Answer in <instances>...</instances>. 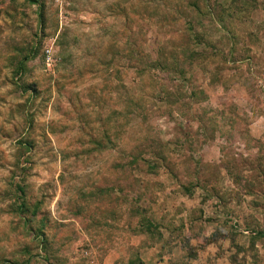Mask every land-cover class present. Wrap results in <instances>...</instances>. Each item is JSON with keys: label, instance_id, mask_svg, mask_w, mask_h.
Returning a JSON list of instances; mask_svg holds the SVG:
<instances>
[{"label": "rangeland", "instance_id": "obj_1", "mask_svg": "<svg viewBox=\"0 0 264 264\" xmlns=\"http://www.w3.org/2000/svg\"><path fill=\"white\" fill-rule=\"evenodd\" d=\"M158 244L264 264V0H0V264Z\"/></svg>", "mask_w": 264, "mask_h": 264}, {"label": "crops", "instance_id": "obj_2", "mask_svg": "<svg viewBox=\"0 0 264 264\" xmlns=\"http://www.w3.org/2000/svg\"><path fill=\"white\" fill-rule=\"evenodd\" d=\"M212 246L214 245H211V247L208 248V256L215 255L213 249L216 250L217 247L213 248ZM171 250L172 252H170L163 244L143 249L140 257L142 264H173V262L176 263L178 255H182L185 252L182 247L176 245H174ZM199 256L202 257V254ZM219 260L221 259H217V261ZM221 264H224V262ZM225 264L230 263L225 262Z\"/></svg>", "mask_w": 264, "mask_h": 264}, {"label": "trees", "instance_id": "obj_3", "mask_svg": "<svg viewBox=\"0 0 264 264\" xmlns=\"http://www.w3.org/2000/svg\"><path fill=\"white\" fill-rule=\"evenodd\" d=\"M27 1H28V2H31V3L33 2V0H27ZM46 262H48V259L46 260ZM6 264H7V263H6Z\"/></svg>", "mask_w": 264, "mask_h": 264}]
</instances>
